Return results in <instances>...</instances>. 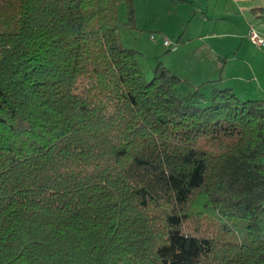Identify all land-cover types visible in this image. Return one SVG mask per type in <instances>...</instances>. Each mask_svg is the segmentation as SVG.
I'll list each match as a JSON object with an SVG mask.
<instances>
[{
  "label": "trees",
  "instance_id": "obj_1",
  "mask_svg": "<svg viewBox=\"0 0 264 264\" xmlns=\"http://www.w3.org/2000/svg\"><path fill=\"white\" fill-rule=\"evenodd\" d=\"M122 3L0 0V264H264V101L147 80Z\"/></svg>",
  "mask_w": 264,
  "mask_h": 264
},
{
  "label": "crops",
  "instance_id": "obj_2",
  "mask_svg": "<svg viewBox=\"0 0 264 264\" xmlns=\"http://www.w3.org/2000/svg\"><path fill=\"white\" fill-rule=\"evenodd\" d=\"M172 7L185 14L200 11L203 18L194 15L186 21L180 16L181 27L186 22L188 25L172 55L177 66L174 68L170 61L165 62L171 73L199 88L208 101L215 88L231 89L243 101H264V49L256 46L259 52L250 50L253 32L264 40V0H179ZM136 25L142 27L139 9L136 10ZM246 30L251 41L240 37ZM141 31L144 30L141 28ZM166 41L169 40L163 39L164 48H171V42L166 46ZM135 51H139L138 48ZM138 63L142 68L139 59ZM180 90L186 95L191 92L185 83ZM262 162L264 164V158Z\"/></svg>",
  "mask_w": 264,
  "mask_h": 264
},
{
  "label": "rangeland",
  "instance_id": "obj_3",
  "mask_svg": "<svg viewBox=\"0 0 264 264\" xmlns=\"http://www.w3.org/2000/svg\"><path fill=\"white\" fill-rule=\"evenodd\" d=\"M134 1L135 9H139L140 25L144 31H141V28L138 26L136 29L130 27L128 22V10L126 4L122 3L119 5V10L117 12L119 21V38L121 45L124 48L131 50L138 48L139 51L136 52H140V54L137 57H139L138 59L141 61V65L147 80H151L154 74L152 70L156 68L159 63H161L165 68H167L165 66V62L167 61H170L174 68L177 66V63L173 61L174 56L172 55L174 54L175 48L178 45V38L184 33V30L188 25L186 22L184 25H182L183 28L181 27L179 22L180 16H184L185 20L187 21L194 15H197L198 19H202L203 15L200 13V11L196 13L188 11L186 14L185 11H183L185 14L183 15L182 11L180 12V10H177L176 7H172L175 6V3L179 2V0ZM249 35L250 34L247 32V30L240 33V37H242L244 40L251 41ZM163 39H167L171 42V48H164ZM250 43V50L252 53H257L260 51L257 49V47H262L264 49L263 46H258L255 44H253V46L252 42ZM151 66H153V69L150 68ZM180 93L182 95L187 94L181 90Z\"/></svg>",
  "mask_w": 264,
  "mask_h": 264
},
{
  "label": "built area",
  "instance_id": "obj_4",
  "mask_svg": "<svg viewBox=\"0 0 264 264\" xmlns=\"http://www.w3.org/2000/svg\"><path fill=\"white\" fill-rule=\"evenodd\" d=\"M251 40L253 43L259 45V46H263L264 47V40H262L255 32L252 33L251 35ZM166 46H170V42L166 41L165 42Z\"/></svg>",
  "mask_w": 264,
  "mask_h": 264
}]
</instances>
